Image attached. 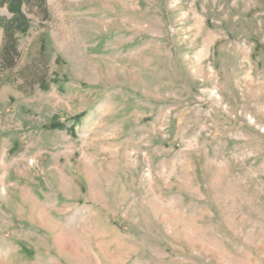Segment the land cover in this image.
Masks as SVG:
<instances>
[{
    "label": "rangeland",
    "instance_id": "1",
    "mask_svg": "<svg viewBox=\"0 0 264 264\" xmlns=\"http://www.w3.org/2000/svg\"><path fill=\"white\" fill-rule=\"evenodd\" d=\"M45 4L0 60V264H264V0Z\"/></svg>",
    "mask_w": 264,
    "mask_h": 264
},
{
    "label": "trees",
    "instance_id": "2",
    "mask_svg": "<svg viewBox=\"0 0 264 264\" xmlns=\"http://www.w3.org/2000/svg\"><path fill=\"white\" fill-rule=\"evenodd\" d=\"M45 0H0V8L7 6L9 13L12 15L10 19H5L0 15V28L5 34L4 44L0 53V60L3 61L12 52L18 53V36L26 34L30 29V22L24 12L25 7H45ZM12 62V58L9 57ZM76 120H79L76 119ZM55 127V126H54Z\"/></svg>",
    "mask_w": 264,
    "mask_h": 264
}]
</instances>
